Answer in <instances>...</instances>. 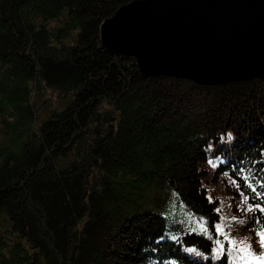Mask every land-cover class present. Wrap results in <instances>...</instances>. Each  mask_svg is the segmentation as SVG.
<instances>
[{
    "label": "trees",
    "instance_id": "16d2710c",
    "mask_svg": "<svg viewBox=\"0 0 264 264\" xmlns=\"http://www.w3.org/2000/svg\"><path fill=\"white\" fill-rule=\"evenodd\" d=\"M131 1L0 0V264H264V77L144 76L101 41Z\"/></svg>",
    "mask_w": 264,
    "mask_h": 264
},
{
    "label": "water",
    "instance_id": "95a60500",
    "mask_svg": "<svg viewBox=\"0 0 264 264\" xmlns=\"http://www.w3.org/2000/svg\"><path fill=\"white\" fill-rule=\"evenodd\" d=\"M101 41L147 77H264V0H132L104 20Z\"/></svg>",
    "mask_w": 264,
    "mask_h": 264
},
{
    "label": "rangeland",
    "instance_id": "374dc122",
    "mask_svg": "<svg viewBox=\"0 0 264 264\" xmlns=\"http://www.w3.org/2000/svg\"><path fill=\"white\" fill-rule=\"evenodd\" d=\"M172 77H176V76H172ZM176 78H182V77H176ZM185 79H187V78H185ZM195 82L198 83L197 81H195ZM201 84H207V83H201ZM179 92H181V91H179ZM181 96H183L181 98L182 101H180L178 104L186 105L187 107H190L193 112L201 113L203 117L209 118V115H207V116H204V115H206L205 114L206 110L210 111L212 109V111H213V108H211L208 105V102L205 99L204 94L190 93L189 95H186V93H185L184 95L181 94ZM59 99L60 98H59L58 91H56L54 89H48L47 92L45 93V98L42 102V108L44 110H46V112H47L49 110V108H51V106L52 107L56 106V103L58 102L57 100H59ZM63 103H64V105L67 104V99H64ZM226 112L227 111H223V110L221 112H216L215 115L213 116V121L220 120L221 118H224V117L225 118L228 117L229 113H226ZM238 123H240V121Z\"/></svg>",
    "mask_w": 264,
    "mask_h": 264
},
{
    "label": "snow or ice",
    "instance_id": "6c2138e0",
    "mask_svg": "<svg viewBox=\"0 0 264 264\" xmlns=\"http://www.w3.org/2000/svg\"><path fill=\"white\" fill-rule=\"evenodd\" d=\"M243 178L246 181L249 180V176L248 175H245ZM231 182L234 183V184L236 183V181H231ZM247 186L249 188H251L252 192H256L257 196L261 195V193L257 192L256 187H254L251 182H249ZM237 187H239L238 184H237ZM261 187H264V184H261ZM208 199L211 202V197H209ZM247 200H248V197H244V202L245 203H247ZM257 208H259V210L261 212H264V207H260L259 205H257ZM249 210H252L251 206H249ZM217 211H219V209H217ZM233 219H235V217H233ZM199 224H200L201 231L202 232H206L207 231L206 222L201 221V222H199ZM215 227H216L217 231L219 232L220 231V225H215ZM258 235H259V243H260L261 247L264 248V230H262ZM229 242L233 243L232 241H229ZM217 243H219V241H217ZM249 249H250V245L246 246L245 248H240V249H238V251L244 252V253H248V255H251ZM241 259H247V256H242Z\"/></svg>",
    "mask_w": 264,
    "mask_h": 264
},
{
    "label": "bare ground",
    "instance_id": "6f19581e",
    "mask_svg": "<svg viewBox=\"0 0 264 264\" xmlns=\"http://www.w3.org/2000/svg\"><path fill=\"white\" fill-rule=\"evenodd\" d=\"M261 44V43H260ZM261 48V47H260ZM262 52L264 53V48H262Z\"/></svg>",
    "mask_w": 264,
    "mask_h": 264
}]
</instances>
